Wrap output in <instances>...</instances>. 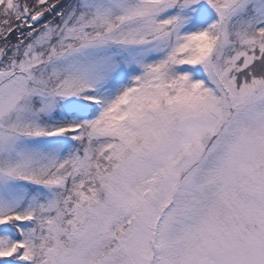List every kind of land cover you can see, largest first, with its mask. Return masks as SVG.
<instances>
[{"label": "snow or ice", "instance_id": "snow-or-ice-1", "mask_svg": "<svg viewBox=\"0 0 264 264\" xmlns=\"http://www.w3.org/2000/svg\"><path fill=\"white\" fill-rule=\"evenodd\" d=\"M0 264H264V0H0Z\"/></svg>", "mask_w": 264, "mask_h": 264}]
</instances>
